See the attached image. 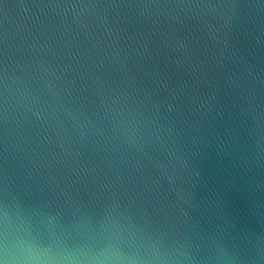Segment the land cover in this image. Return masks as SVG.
<instances>
[{"label":"water","instance_id":"95a60500","mask_svg":"<svg viewBox=\"0 0 264 264\" xmlns=\"http://www.w3.org/2000/svg\"><path fill=\"white\" fill-rule=\"evenodd\" d=\"M5 213L129 264H264V0H0V264Z\"/></svg>","mask_w":264,"mask_h":264},{"label":"clouds","instance_id":"9594fccd","mask_svg":"<svg viewBox=\"0 0 264 264\" xmlns=\"http://www.w3.org/2000/svg\"><path fill=\"white\" fill-rule=\"evenodd\" d=\"M23 226H13L5 213L3 230L5 243L2 264H129L130 258L114 247L93 248L89 245H68L56 238L50 243L37 240L33 232ZM10 232L16 239L8 241ZM26 232L27 237L21 235Z\"/></svg>","mask_w":264,"mask_h":264}]
</instances>
